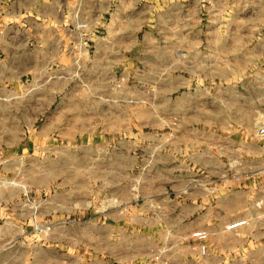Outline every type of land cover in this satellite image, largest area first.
<instances>
[{"label": "rangeland", "instance_id": "rangeland-1", "mask_svg": "<svg viewBox=\"0 0 264 264\" xmlns=\"http://www.w3.org/2000/svg\"><path fill=\"white\" fill-rule=\"evenodd\" d=\"M57 2L66 22L55 29L46 21L42 27L47 37H58L65 58L34 70L37 60L31 53L41 46L32 42L35 28L0 29L15 36L10 59L0 61L15 80L13 86L0 85V94L6 87L11 95L7 105H0V196L9 192L7 186L16 187L7 207L14 214L28 208L31 218L24 222L33 229L8 236L12 254L6 257L16 264H139L162 254L170 264L203 260L192 241L181 236V225L167 215L175 208L168 199L182 195L163 190L154 197V191L198 175L187 169L193 158L188 139L200 132L239 133L255 147L264 146L259 134L264 126V0H139L141 27L134 34L123 33L130 30L126 27L112 28L116 43L105 41L112 35L107 7L111 3L114 9L119 0ZM9 5L0 0V9ZM169 62L172 73L166 70ZM167 151L174 153L175 171L166 168ZM116 162L124 165L120 178L111 168L97 173L102 178L96 182L82 181L86 172L71 167ZM251 163L257 185L264 181V173H258L264 161L255 148ZM39 175H44L42 184ZM106 176L109 187L120 181L126 196L119 206L120 234L102 214L117 203L89 198L73 204L77 186H106L101 183ZM95 191L89 189L91 196Z\"/></svg>", "mask_w": 264, "mask_h": 264}, {"label": "crops", "instance_id": "crops-1", "mask_svg": "<svg viewBox=\"0 0 264 264\" xmlns=\"http://www.w3.org/2000/svg\"><path fill=\"white\" fill-rule=\"evenodd\" d=\"M7 1L10 2L9 7L7 9H0V21L2 19L6 20L4 25L0 23V29L15 27L18 30L21 28L23 31H32V27L35 28V40L32 42H38L41 46L39 48L40 52L31 53L33 58L37 60L33 68L34 70L37 69L36 66L39 64L45 66L46 62L49 60L65 58L63 54L61 55V52L59 53V48L57 46L59 44L58 37H55V39L49 36L47 37V33L42 27L45 25L46 21L55 29H57L58 26L62 27L66 22L64 19L62 20V14L60 7L57 5V0H53L52 2H46L45 0ZM126 2L127 0H119L118 5H116L114 9H112L111 3H108L107 13L110 18L107 27L112 35H108L105 39L107 43H116L117 37L113 35L111 31L112 28L126 27L130 30H124L123 33L131 32L134 34L135 31L141 27V21L138 17L139 0H133L132 4L128 6ZM27 23H30L32 26L27 28ZM55 29L54 32L57 31ZM2 34L3 32L0 34V43H4L6 47L1 46L0 61L10 59L12 53H10L11 47L9 45L10 43H14L15 38V36L9 35L7 32ZM27 42L28 41H26V43ZM49 43H54L55 46L46 45ZM50 48H52V50H49ZM172 65L173 63L170 62L167 64L166 70L168 72L172 73L174 71V69L170 67ZM14 81L11 69L7 67L0 68V85L2 87L8 85L13 86L15 83ZM1 92L0 105H7L11 97V95L8 94L9 90L5 87L2 88ZM51 102L52 101H48V104H51ZM245 138L239 133L224 135L223 137L222 134L201 132L198 133L197 136L191 137L188 139V143L193 158L187 163V169L191 173H198V175L191 174L188 177V181L182 185H167L165 188L161 187L154 191V197L161 194L163 190L182 195L179 200L176 198L168 199L174 204L175 208L167 215L170 216V219L173 220L176 227L181 225V236L188 237L193 243L192 249L196 251L199 257L203 258V260H197L192 263L184 262L183 264H264V210L259 204L264 190V181L254 185V167L251 163L254 148L261 156V160L264 161V146L255 147L252 142L245 140ZM223 140H230L228 146L223 145ZM223 156L227 157L228 160L223 158ZM165 157L167 170L175 171L174 162L176 158L174 157V153L167 151ZM119 163L120 162L114 163L112 167L104 164L90 166L88 164L75 163L71 165V167L74 168L76 172H83L81 174L86 172L85 175H80L81 177L84 176L82 181L86 180V182H90L93 180L92 182H96V180L102 178L101 174L97 173H109L111 168L117 171V175L114 178L119 179L120 172H124V165L121 167ZM179 164H181V162L178 163V166ZM50 167L52 168V166H49V168ZM53 171L57 172L58 167L53 166ZM222 172H229V174L223 176ZM258 173H264V169L258 171ZM43 176L44 175H39V182H41V184L45 180V178L42 179ZM80 176L76 174L75 177L81 178ZM109 178V176H106L101 180V183H107L106 186L105 184L95 186L89 183L87 185L82 184L81 186H77V189L71 192L73 194V204L75 207H78V203H87L90 199L92 202L97 199L96 202L99 201L104 204H109L111 202L117 203L118 205L114 206L111 212H107L106 210L102 214L105 220L106 218L111 220L113 226L117 229V234H120V230L124 229L121 226L124 216L121 214L122 212L119 210V206L126 202V196L122 193L123 188H121L120 181L117 182L116 185L114 184L109 187ZM92 187L95 188V190L97 189V191H95V195L93 193L91 196L89 189ZM104 187L111 188V190L105 193ZM7 188L10 189L8 190L9 192L0 196V219L5 218L7 220L6 222H1L2 224L0 223V264H16V261L6 257L8 253L12 254V247L8 246L9 242H7V238L9 235L28 234L30 231H33V229H31L29 223L26 225L24 222L27 220V217L31 218V213L28 208L25 209L26 213L14 214L10 211L9 207H7L11 196L18 191L14 190V192H10L16 188L13 186H7L6 189ZM82 196H86V199L81 200L80 198ZM60 198L59 204L61 203ZM61 206L62 205H58V203L55 205L57 212H60ZM58 217L59 220H55L61 223L62 217L61 215H56L55 210V218ZM135 218L140 219L137 215H135ZM238 220H246V223L237 229H227L228 225ZM198 231H206L208 233V239L205 242L207 252L204 255L201 252L199 241L193 237V234ZM226 253L229 254L230 258H225L227 257ZM78 263L79 262L66 263L59 260L48 261L47 263H42L41 261L33 262V264ZM81 264L111 263L106 261H89ZM123 264L127 263L125 262ZM139 264L170 263L168 258L162 254L153 255L150 262Z\"/></svg>", "mask_w": 264, "mask_h": 264}, {"label": "built area", "instance_id": "built-area-1", "mask_svg": "<svg viewBox=\"0 0 264 264\" xmlns=\"http://www.w3.org/2000/svg\"><path fill=\"white\" fill-rule=\"evenodd\" d=\"M259 134L261 136H264V126L259 129ZM259 204H260L261 208L264 210V190L262 192V196H261V200H260ZM245 223H246V220H238V221H235V222L231 223L230 225H228L227 229L228 230L237 229L238 227L244 225ZM193 237L199 241V246H200L201 252L204 255L207 252L205 242L208 239V233L206 231H198V232L193 234Z\"/></svg>", "mask_w": 264, "mask_h": 264}]
</instances>
